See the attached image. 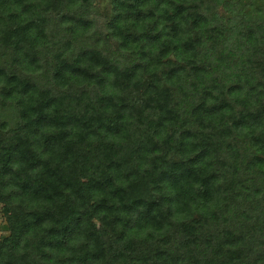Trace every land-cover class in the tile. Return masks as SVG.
Segmentation results:
<instances>
[{
    "label": "trees",
    "instance_id": "1",
    "mask_svg": "<svg viewBox=\"0 0 264 264\" xmlns=\"http://www.w3.org/2000/svg\"><path fill=\"white\" fill-rule=\"evenodd\" d=\"M0 0V264H264V0Z\"/></svg>",
    "mask_w": 264,
    "mask_h": 264
},
{
    "label": "rangeland",
    "instance_id": "2",
    "mask_svg": "<svg viewBox=\"0 0 264 264\" xmlns=\"http://www.w3.org/2000/svg\"><path fill=\"white\" fill-rule=\"evenodd\" d=\"M95 10H98L99 14L103 18V20L108 17L110 14V0H95ZM3 223V217L0 215V234L2 233L1 231V225Z\"/></svg>",
    "mask_w": 264,
    "mask_h": 264
}]
</instances>
